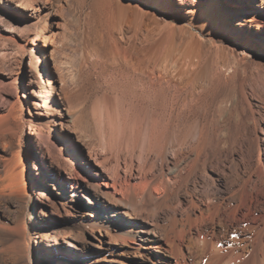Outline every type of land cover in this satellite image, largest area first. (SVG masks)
Returning a JSON list of instances; mask_svg holds the SVG:
<instances>
[{
    "label": "bare ground",
    "instance_id": "obj_1",
    "mask_svg": "<svg viewBox=\"0 0 264 264\" xmlns=\"http://www.w3.org/2000/svg\"><path fill=\"white\" fill-rule=\"evenodd\" d=\"M180 4L0 0L18 29L1 31L0 63L30 54L29 102L12 88L0 103V197L32 194L28 137L61 194L94 175L84 189L114 216L111 246L131 228L140 247L174 242L157 264H264V0ZM217 180L227 195L209 191ZM16 234L29 254L27 222Z\"/></svg>",
    "mask_w": 264,
    "mask_h": 264
},
{
    "label": "rangeland",
    "instance_id": "obj_2",
    "mask_svg": "<svg viewBox=\"0 0 264 264\" xmlns=\"http://www.w3.org/2000/svg\"><path fill=\"white\" fill-rule=\"evenodd\" d=\"M174 1L176 5H181L180 0ZM258 6L264 9V4L262 7ZM4 27L7 26L0 23V33ZM7 28L14 33L18 31L13 26ZM0 42L5 43V39L0 37ZM6 60V63H0V74L6 72L5 74L16 79L14 86L0 85V103L8 104L12 88L17 89L23 101L29 102L26 98L30 95L27 85L30 70L29 52L13 50ZM261 140L263 141V138ZM25 143L29 151L27 160L35 176L33 179L40 185L32 180V194L26 199L0 197V264H157L160 256H167L166 253L170 256L174 255L172 251L174 244H171L174 242L170 241L168 243L165 241L163 245L145 243L146 247H140L141 240L134 238L136 232L131 228H128V232L124 234L123 241L116 242L112 246L108 244L106 228L117 234H120V230L111 224L114 218L112 214L101 213V206L96 203L97 200L93 193L85 192L84 188L92 182L94 175L80 176L79 183L82 187L84 186L82 190L73 195L61 194L53 184L44 183L40 179L44 178L46 173L54 175V172L48 171L42 163L37 141H31L26 137ZM2 146L0 142V147ZM60 146L66 148L63 142ZM69 154L76 158L74 152L70 151ZM211 173L217 175L213 171ZM60 185L61 189H64L65 183H60ZM210 186L208 189L212 191V195L220 197V195L228 194L229 188L220 180H217L216 185ZM190 199V195L181 193L179 200L182 205L177 201L176 206L179 209L176 207L177 212H173L183 214L184 208L191 210V207H188ZM122 209L121 207L116 212L119 217H124ZM164 217V213L162 217L158 214L156 216L151 214L148 215L147 220L150 223L157 222L159 219L164 222ZM22 221L27 222L32 238L31 251L27 255L23 253L22 245L16 234ZM228 234L231 235V232L223 233L225 236ZM167 248L171 249L168 251ZM182 252H188L186 245L183 246Z\"/></svg>",
    "mask_w": 264,
    "mask_h": 264
}]
</instances>
